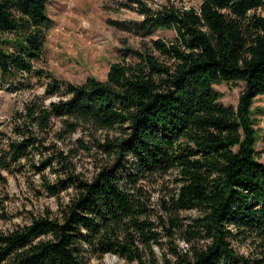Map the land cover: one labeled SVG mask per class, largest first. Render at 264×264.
Masks as SVG:
<instances>
[{
    "label": "trees",
    "instance_id": "1",
    "mask_svg": "<svg viewBox=\"0 0 264 264\" xmlns=\"http://www.w3.org/2000/svg\"><path fill=\"white\" fill-rule=\"evenodd\" d=\"M118 4L142 17L121 29L174 36L125 46L104 80L73 83L45 68L48 0H0V86L32 91L42 81L0 131V171L23 174L35 197L56 205L0 229V264H90L106 254L129 264H264L263 109L253 107L264 95V0ZM222 82L244 83L236 106L220 101L213 86ZM91 150L101 157L86 176L77 156ZM7 199L2 220L11 219Z\"/></svg>",
    "mask_w": 264,
    "mask_h": 264
},
{
    "label": "rangeland",
    "instance_id": "2",
    "mask_svg": "<svg viewBox=\"0 0 264 264\" xmlns=\"http://www.w3.org/2000/svg\"><path fill=\"white\" fill-rule=\"evenodd\" d=\"M118 1L120 0H48L47 13L54 21V25L48 31L45 41V68L56 77L73 83H81L88 76L104 80L109 64L119 58V50L123 47L142 50L150 45L151 38L169 40L174 36L172 30L158 29L148 37L121 29L117 22H139L142 17L130 9L119 6ZM200 2L201 0H152V6L157 8L171 4L176 7L197 8ZM41 82L36 81L32 91L10 92L4 86H0V131H9L12 112L22 107L31 92L42 93ZM243 86V82L235 84L222 82L213 87L222 94L220 101L223 104L236 106ZM253 107L263 109L256 115L258 137L256 150L259 152V161L264 163V95L255 98ZM79 134L77 132L73 136ZM99 157L101 155L96 150L89 153L79 152L77 169L90 176ZM0 173L7 179L5 185H0V195L8 196L4 211L11 217L10 220L0 218V229L15 223L28 222V212L37 214L47 206L53 210L56 208L53 198L44 195L34 196L29 189L28 179L23 174L10 175L5 171ZM30 179L37 185L36 176ZM152 186L157 187L151 185L148 189ZM151 195L156 206L158 195L156 192ZM195 213L185 211L182 215L189 217ZM234 246L239 252L246 253V245L234 243ZM90 264L129 263L115 255L106 254L101 259H92Z\"/></svg>",
    "mask_w": 264,
    "mask_h": 264
}]
</instances>
